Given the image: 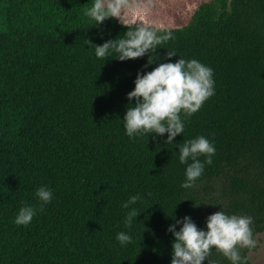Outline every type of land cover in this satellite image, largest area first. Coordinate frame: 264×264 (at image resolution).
<instances>
[{
	"label": "trees",
	"instance_id": "1",
	"mask_svg": "<svg viewBox=\"0 0 264 264\" xmlns=\"http://www.w3.org/2000/svg\"><path fill=\"white\" fill-rule=\"evenodd\" d=\"M187 1L194 7L185 19L156 30L172 37L149 63L153 53L96 57L87 40L140 26L114 17L94 26L84 15L92 0H0V264H170L173 217L187 214L203 228L219 208L252 216L254 239L264 232V0ZM179 55L213 68L214 94L181 113L174 141L129 138L122 120L137 71ZM198 135L216 152L182 188L178 144ZM40 185L53 191L43 210ZM134 194L141 199L129 207L140 213L126 228L121 204ZM23 204L37 212L18 225ZM122 230L133 242L120 245ZM212 257L231 264L218 251Z\"/></svg>",
	"mask_w": 264,
	"mask_h": 264
},
{
	"label": "clouds",
	"instance_id": "2",
	"mask_svg": "<svg viewBox=\"0 0 264 264\" xmlns=\"http://www.w3.org/2000/svg\"><path fill=\"white\" fill-rule=\"evenodd\" d=\"M125 6V0H92L91 6L84 9V15L95 22L94 26H99L108 17L118 18L124 23L122 9ZM171 37V32L158 33L140 26L128 27L123 35L101 44L87 41L98 58L112 56L124 61L153 53L149 55L151 60L148 57L151 63L156 58L154 50ZM176 54L174 50L167 52L168 57ZM133 83L134 87L126 93L130 106H127L122 120L129 138L167 133L165 141H174V137L183 133L185 127L181 113L190 116L215 92L213 68L196 58L185 59L180 55L175 61L158 63L150 71L138 70ZM178 151L179 161L186 165L181 187L191 188L203 174L205 164L212 163L215 144L206 136L198 135L178 144ZM201 155L203 160L199 159ZM35 194L41 201L40 210L53 198V191L47 185L37 187ZM140 199L139 194H134L121 204L122 208L128 209L124 218L126 228L131 227L133 219L137 220L140 213L137 208L129 206ZM36 212L32 205L23 204L14 222L27 225ZM173 220L174 223L166 229L173 236L170 264H202L205 259L207 264H219L218 259L212 257L214 250L222 253L231 264H247L248 258L241 254V249H251L256 244L251 227L253 217L250 215L229 214L219 208L206 217L203 228L198 227L187 214L179 218L174 216ZM177 225L180 226L178 229ZM116 239L121 246L133 242L132 234L123 230L116 233Z\"/></svg>",
	"mask_w": 264,
	"mask_h": 264
},
{
	"label": "rangeland",
	"instance_id": "3",
	"mask_svg": "<svg viewBox=\"0 0 264 264\" xmlns=\"http://www.w3.org/2000/svg\"><path fill=\"white\" fill-rule=\"evenodd\" d=\"M125 5L122 9L124 23L116 18L120 23L155 31L174 27L176 19H185L194 7L187 0H125ZM255 240L256 249L248 254L250 264H264V232L258 234Z\"/></svg>",
	"mask_w": 264,
	"mask_h": 264
}]
</instances>
